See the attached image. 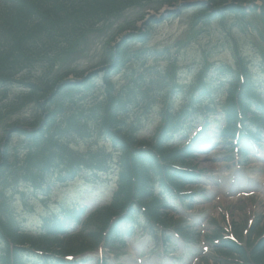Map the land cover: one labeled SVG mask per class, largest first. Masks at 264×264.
<instances>
[{"label": "trees", "instance_id": "1", "mask_svg": "<svg viewBox=\"0 0 264 264\" xmlns=\"http://www.w3.org/2000/svg\"><path fill=\"white\" fill-rule=\"evenodd\" d=\"M160 1L163 3H172L178 0H5L9 2L8 5H2L4 8L0 9V84L3 85L9 82L16 81L15 75L18 73L29 70L30 72L38 65L42 66L48 72H54L55 68L59 65H63L64 62L70 60L74 54V46L85 43L88 39V32L93 31V25L87 23V19L90 16L108 15L110 13L122 14L125 5L130 6H142L145 3L152 5ZM223 0H211L213 5L222 4ZM225 1V0H224ZM227 1V0H226ZM236 12L244 13L245 10L241 6L232 7ZM7 10L6 15L2 18L3 12ZM214 15V13H211ZM131 35L129 36V38ZM140 35V38H143ZM86 40H85V39ZM119 50V48H118ZM116 61L123 58L122 52L117 51ZM112 62H115V57H112ZM58 61V64L56 63ZM63 76H51L49 73L44 75L45 86L36 83H24L26 86H30L33 90H36L37 94L44 92L50 93L55 88L54 86L61 81ZM141 79L135 80L140 82ZM254 84L249 80L245 83V89L250 90ZM54 88V89H53ZM53 89V90H52ZM134 91L129 92V96H132ZM121 93V92H120ZM115 95L111 101H106L102 110L104 113H99L95 110L80 106L74 108L71 111L63 110L65 112L64 121L70 124L80 122V128L75 129L76 133L84 135L88 132V121L90 117L101 122V126L105 133L115 141L116 144L121 146L126 151L122 158L124 162L126 174H121L123 180L122 191L124 192L115 204L109 208L108 212L96 218V229L94 235L97 237L101 230L104 229L110 220L112 214H120L123 212V208L126 204L137 203L142 205L146 202L150 196L149 183L150 169L158 171L160 175L166 176L167 179L175 176L177 172L172 166L163 167L162 163L172 165L178 160H183V157L178 150L174 148L163 149L162 142L156 144L149 143L146 140H137L133 136L130 138L124 136L122 133V127L119 124L118 113L121 110L128 109V103L125 102L124 97L121 94ZM192 102V101H191ZM244 104V101H241ZM192 104V103H191ZM41 108L42 105L40 104ZM232 110L234 109L230 105ZM117 110L116 112L113 109ZM44 109V107H43ZM171 110L166 109L163 117V123L169 126H174L178 121L185 118V114H180L175 118L172 116ZM2 118L0 117V120ZM30 120V121H29ZM31 121H33L31 123ZM34 121L36 118L33 116L31 119L26 117L25 119H18L16 122H8L2 124V129L6 132H12L13 134L25 135L27 139L22 143L13 144L10 136L6 141L4 152L0 151V160H3V164L0 165V196H4V200L1 199L0 207L4 206L3 214H0V228L4 230L6 235L4 246L0 249L2 251L1 258L4 264H11L10 254L11 249L9 246L8 238L13 239L15 242L29 243L31 248H39L52 250L58 256L61 253L67 251V247L58 245L54 246L49 241H41L36 239H25L22 241H16V222L13 216V206H11V200L18 195H24V199L27 197L25 192L20 190L19 183L24 181L27 184H32V187L37 191H41L43 195H47L52 187L51 178L55 174V168L52 163L61 155L63 157L67 154L68 160L70 156L78 159L75 165L79 164L82 160L86 166H93V164L101 163L105 164L107 156L101 151L91 153L89 156L83 155L75 157L73 155L74 150L69 146L71 143V137H62V132L50 137L45 131H41V137H36L35 132L26 131L20 126L30 125L35 126ZM100 124V123H99ZM1 125V123H0ZM165 125V126H166ZM8 126L10 129H8ZM116 128H115V127ZM16 127L13 131L11 128ZM116 129V130H115ZM126 134V133H124ZM2 140V139H1ZM0 140V141H1ZM4 140V139H3ZM68 140V141H67ZM132 142L140 145V149L133 150ZM25 143L27 153L22 158L21 148ZM1 145V144H0ZM142 145H146L142 148ZM10 151L15 152L13 164L10 162ZM23 152V151H22ZM42 158L44 168L36 164V160ZM145 158V163H140V159ZM96 162V163H94ZM52 165V166H51ZM72 164L70 169L60 171V175L63 178L70 176L74 170H77V166ZM7 166L12 167V173L7 171ZM164 171V172H163ZM48 188V189H45ZM150 213V211H148ZM57 221L52 222L46 220L45 230L46 235H53L58 229ZM14 229V230H13ZM9 234H8V233ZM83 249L84 242L80 245ZM80 249V250H81ZM264 239L261 240L260 245L253 249L254 259L258 264H264ZM24 248L14 247V263L19 264L18 255ZM54 250V251H53ZM74 248H70L69 251H73ZM242 254L246 257V251L242 248Z\"/></svg>", "mask_w": 264, "mask_h": 264}, {"label": "rangeland", "instance_id": "2", "mask_svg": "<svg viewBox=\"0 0 264 264\" xmlns=\"http://www.w3.org/2000/svg\"><path fill=\"white\" fill-rule=\"evenodd\" d=\"M262 0H258V3H262ZM196 6L193 7H185L182 12L180 13V16L172 17L169 16L166 20L160 21L157 24L154 25L153 30L151 32V40L148 43L149 46L152 48H158L163 49L164 47H173L178 42L185 40V32L190 24L191 17L193 14L197 11L195 10ZM170 8V7H165ZM150 13H155L157 15H161L162 13L156 12V11H149ZM182 14V15H181ZM255 20H258L257 17H255ZM253 16H248L247 19L254 20ZM234 22L233 17H229V19L226 20V24L228 26H231V24ZM228 27L225 29L221 23L220 20H214L210 25L208 30L210 32L204 33L202 36L199 37V39L193 43H191L188 47L177 50V48H172V56L171 60L168 59H158L157 61L150 60L148 62L149 65L152 67H159L161 69H166L171 64V61H176V65L178 68V71L180 72V79L182 81L188 80L194 82L195 73H197V69H195L194 64H199L203 60L205 54L208 55L211 62H235L234 59V50H232V47L234 45V42L229 38L228 36ZM239 30V31H238ZM233 31L235 37L239 41L238 48L240 49L242 54L245 55H251L254 57H260L259 54L255 51H259L257 45L259 44V41L256 40V36L254 33H251L248 31V33L254 35V38L250 34H245L243 31H241L239 28H232L231 32ZM141 44H134V48H140ZM224 46V49L222 47ZM260 52V51H259ZM84 65H90L91 59L86 58L83 60ZM125 73L115 75L114 80L117 81L118 88L124 83L127 82V80L124 78ZM98 79L101 80V76L98 77ZM19 93V91L15 88H11L8 90L7 96L5 97V101H9L8 98H12L16 96ZM161 103H159L155 111L152 112L148 117L142 118L138 125L141 127V133L144 135H147L151 133L154 128L159 124L158 117L156 114L159 112L161 108ZM26 111V110H25ZM25 111H20L23 114ZM136 117H132L129 119V121H133ZM129 122V123H130ZM104 147L107 149H112L110 145L105 144ZM84 148V146H83ZM215 154V153H214ZM212 156L214 155H207V156H200L196 160V162L199 164L200 167H209L213 170V167L216 165H220L218 163H215L212 161ZM259 165V164H258ZM214 171V170H213ZM261 180H264V164H262V168L260 171V174L258 175ZM240 183V182H239ZM242 188H245L248 184L244 180H241ZM84 185L83 188H80ZM94 186V184L92 185ZM106 186V185H103ZM86 185L83 182L75 183L70 185L68 188H64L60 190L62 193L65 192L67 195L68 200L72 199L75 195L80 196V193L84 190ZM107 188V187H106ZM256 189V195L251 196L247 199H244L242 201H239L236 204H224L221 210L216 209L213 206V209H209L206 216L207 219L211 217L218 218L221 223H225V220L223 219V212H227L229 214V219H226V222L230 220H238L239 223L243 224L247 218V214H261L264 213V188L262 185H259L255 187ZM104 191L102 184H96V186L91 187L92 194L88 197L89 202L93 203L95 201V198L100 195ZM86 191L84 190L82 194H84ZM78 194V195H77ZM87 194V193H86ZM85 194V195H86ZM20 200H17L15 203H19ZM18 212V216H25L27 217V228H33L37 222L40 220L41 214L44 213L47 209L42 205L41 202H37V207L34 208L33 212H30L27 210L22 204H19V206L16 208ZM246 216V217H245ZM211 219V218H210ZM209 219V220H210ZM148 245V238L146 235L139 236L138 240L134 242V245L131 244L130 247H126L125 249H122V251H126L125 255L120 256L118 259L120 264H139L138 256L140 254H143V263L142 264H150V260L147 255L146 247ZM115 260V259H113Z\"/></svg>", "mask_w": 264, "mask_h": 264}]
</instances>
